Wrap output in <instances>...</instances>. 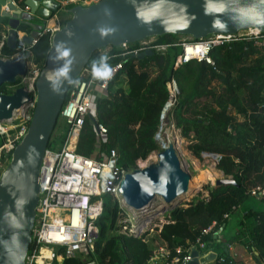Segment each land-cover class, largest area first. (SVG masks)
Returning a JSON list of instances; mask_svg holds the SVG:
<instances>
[{
	"label": "trees",
	"instance_id": "trees-1",
	"mask_svg": "<svg viewBox=\"0 0 264 264\" xmlns=\"http://www.w3.org/2000/svg\"><path fill=\"white\" fill-rule=\"evenodd\" d=\"M69 9L64 8L62 13H69ZM5 26L6 20L0 17V42L7 34ZM178 37L165 35L158 37L157 43L175 45L179 43ZM51 43L50 34L36 39L30 55L34 65L44 67ZM180 53L181 48L173 46L164 54L155 53L143 60L127 58L121 76L110 84L105 95L98 97L95 105L98 124L108 132L106 141L99 145L97 132L88 118L77 153L102 162L115 151L117 165L126 171L159 153L155 137L170 100L167 84L175 81L179 93L171 114L176 128L189 141L188 150L198 159L203 154L219 156L218 170L225 178H232L236 186L208 187L206 197L200 193L192 202L167 213L166 223L157 228L159 238L172 258L176 248L193 247L213 223L219 229L225 227V231L229 223L225 215L231 218L244 205L243 220L250 223L241 239L248 250L258 253L259 264H264V198L258 201L249 195L253 188H264V55L242 41L215 48L210 53L215 66L192 61L175 69ZM15 54L6 44L1 49L4 58ZM102 57L96 52L87 68L97 67ZM0 93L13 92L2 86ZM4 142L0 136V147ZM125 219L127 222L120 225ZM98 226L99 238L92 254L53 264H148L158 255L149 246V231L142 235L130 232L126 210L114 197L105 202ZM123 228L127 234L121 233ZM202 240L210 247L218 239L210 235ZM222 258L225 262L220 261ZM230 262L227 252L222 251L215 264Z\"/></svg>",
	"mask_w": 264,
	"mask_h": 264
},
{
	"label": "water",
	"instance_id": "water-1",
	"mask_svg": "<svg viewBox=\"0 0 264 264\" xmlns=\"http://www.w3.org/2000/svg\"><path fill=\"white\" fill-rule=\"evenodd\" d=\"M65 2L21 0L20 4H13L0 0V8L6 5L9 8V12L2 9L0 12L6 20L7 47L15 51L19 38L26 45H31L44 33L47 22L58 18ZM145 2L151 4L153 0H100L88 7L74 6L71 19L52 37L50 52L35 85L37 98L28 133L13 150L11 160L0 177V264L26 262L33 245L43 162L71 84L87 68L96 52L165 35L201 41L215 34L236 35L254 29L249 25L241 26L238 20L233 19V8L251 4L254 0H225L228 10L220 18L226 22V30L213 27L214 17L220 15L216 0H160L164 7L159 18L148 23L136 15V8ZM205 3L208 14H205ZM180 8H186V13H180ZM145 11L147 14L155 10L146 8ZM260 31H264V27ZM18 33L24 35L19 36ZM62 50H67L69 55L62 57ZM154 54L146 51L134 58L143 60ZM32 65L30 57L24 55L0 59V89L6 85H19ZM65 65L68 67L67 75L57 77L56 73ZM33 102L34 98L25 86L11 94L0 93V125L11 124L15 112ZM89 120L98 133L97 119L89 116ZM155 141L157 143V135ZM191 179L180 159L176 141L162 148L156 162L125 176L120 186L122 206L136 213L138 235L150 231L156 217L180 208L187 198L200 192V189L190 190ZM221 186H236V182L222 177L214 184V187ZM156 199L161 202L153 208L151 205ZM21 200L24 203L17 207ZM9 214L15 216L19 227L11 223ZM217 259L215 252L200 254L194 248L187 264H215Z\"/></svg>",
	"mask_w": 264,
	"mask_h": 264
},
{
	"label": "built area",
	"instance_id": "built-area-1",
	"mask_svg": "<svg viewBox=\"0 0 264 264\" xmlns=\"http://www.w3.org/2000/svg\"><path fill=\"white\" fill-rule=\"evenodd\" d=\"M7 1L18 4L15 0ZM88 1L66 0L63 6L64 8L78 5L88 7L85 6ZM99 1L91 0L89 6ZM2 9L9 12L7 5ZM52 22L54 23L52 24ZM61 29L62 26L58 18H55L51 22H47L43 34H50L52 40V37ZM18 34L19 36L24 35L22 33ZM6 40L7 34L3 36L0 42V59H7L1 56V49ZM242 41L250 43L254 49L264 55V31L256 33L255 29L242 31L236 35L215 34L201 41H195L191 38L190 40L179 41L175 45L159 44L157 38H152L136 44H123L116 48L108 47V51L101 54L106 59L97 67L101 66L102 63L107 64L112 73L110 78L95 76L93 68H86L81 73L71 84L66 103L60 114L63 127L67 130L65 143L61 148L49 149L43 162L40 176L39 203L36 208V220L33 229V249L29 251L25 264H40V258H43L41 264H53L55 261L61 262L64 259L77 256H89L93 253L94 246L99 238L98 223L104 213V197H114L123 205L120 186L130 171H126L117 165L116 152L111 151L107 159L100 162L79 155L77 144L89 116L97 118L95 105L98 97L105 95L110 84L121 76L125 60L129 57L134 58L146 51L164 54L171 47L176 46L181 48V53L176 58L175 69L192 61L205 62L208 65L215 66L210 57V53L215 48L230 46L233 43ZM35 44L36 39L33 40L31 45H26L22 38H19L15 50L16 54L9 59L25 54L31 55V49ZM42 69L33 64L27 76L21 80V83L27 87L34 98V102L28 107L16 111L11 124L0 125V136L6 139L0 147V158L3 152L5 155L12 154L15 147L22 142L28 133L37 98L35 85ZM167 88L170 94L168 103L171 105V112L179 91L175 81L169 82ZM2 126L8 128L7 132H2ZM107 133V129L98 124L97 137L99 145L106 141ZM2 160L0 159V169H3V165L9 164L11 159ZM249 195L264 198V188H253ZM225 219H230V216L225 215ZM224 228L219 229L217 223H213L202 232L196 244L190 249L176 248L175 255L172 258L170 251L167 249L168 255L162 257L156 255L149 262L158 263V259L165 258V264H187L191 260V252L194 248L200 254L209 252L208 244L202 240L204 237L213 235L215 239L221 240ZM134 229L130 232L138 234L137 228L134 227ZM43 250H47V258L43 256ZM230 259V263L234 264L235 261L232 258ZM220 261L225 262V259L222 258Z\"/></svg>",
	"mask_w": 264,
	"mask_h": 264
},
{
	"label": "rangeland",
	"instance_id": "rangeland-1",
	"mask_svg": "<svg viewBox=\"0 0 264 264\" xmlns=\"http://www.w3.org/2000/svg\"><path fill=\"white\" fill-rule=\"evenodd\" d=\"M91 2V0H89ZM73 7H70L69 9V13H62L59 14L58 16V20L60 25L62 26V28L65 26V24L71 19L72 14H71V9ZM191 38L186 37V36H179L178 37V41H184V40H190ZM109 48H105L103 50H100L99 53L100 54H105L108 51ZM24 56H30V54H25ZM33 64V63H32ZM24 86V84H22L20 82L19 85H6V91L9 92H14L17 88ZM123 87L127 88V85L125 83H123ZM171 107V106H170ZM168 107V109L170 108ZM170 110V109H169ZM168 110V111H169ZM173 110V109H172ZM170 112V111H169ZM172 111L170 112V122H168V124L164 125V126H160V129L157 133V136H159V141L162 142L160 143L159 141H157L158 144H160V150L162 151V148H164L165 146H168L169 143H173L174 141H176L177 139L180 141V145L178 147V153L180 156L181 161L183 162L186 170L188 171V173L191 176V182H194L196 179L200 178L201 176L204 175V173H213L215 174V180L217 179H221L222 177H224V175L222 174L221 171L218 170V164L220 161V157L217 155H212V154H203L202 157L200 159L194 157L191 152L188 150V146H189V141L186 140L185 138L182 137L181 135V131L179 129L176 128L175 126V122L173 120V116H172ZM1 129H5V126L1 127ZM162 130V131H161ZM66 131L63 127V123L61 122V120L58 122L53 135H52V144H50V150L53 149H58L61 147L62 145V141L64 139H66ZM177 138V139H176ZM5 139V138H4ZM6 141V139H5ZM164 145V146H163ZM157 154L158 153H154L152 154L147 160L145 161H139L136 168L135 169H142L146 166H148L151 163H154L157 161ZM12 154L9 155H5V153L3 152L1 155L0 159H3L4 161H7V159H11ZM2 160V161H3ZM8 164L3 165V169H0V177L2 175V173L4 172V170L6 169V166ZM134 169V170H135ZM133 171V170H132ZM130 171V172H132ZM212 181H206L205 183H203L200 187V192L198 194H195L193 197H189L187 198V201H185L183 203V205H186L190 202H192L197 196H199L200 193L204 194V197H206L208 195V191L207 188L211 187L214 188V183L215 182ZM190 182V183H191ZM213 183V184H212ZM108 196L104 197L105 202L108 200ZM251 203H256L258 204V201H254L255 199H250ZM160 200L156 199L151 207H157L160 204ZM120 205L122 206V204L120 203ZM260 205L262 206V203H260ZM126 213H127V220L128 223L131 224V232L134 231V227L136 224V215L133 211H130L128 209H126ZM167 214V213H166ZM161 215L158 216L154 219V221L152 222V229L149 231L150 234L147 238L148 242H149V246L151 248V250L158 254V257H162L163 255H168L167 252V248L164 247V244L161 243V240L159 238V231H157V228L159 226H162L163 224L166 223L165 220V216ZM239 215H237V217H235L234 215L231 218V221L228 223V227L226 229V232L223 236V238H225V236H228L226 233L228 231V233H233L232 239L237 245H240L242 247H244L243 249L241 248H237L238 252H233V256L234 258H236L237 260L241 259L243 260V262H247V264H259V260H258V253L254 250H248L246 248V246L244 245L245 240L241 239L243 233L247 230L246 228L248 227L250 221H246L243 220V216H241L240 218H238ZM238 218V219H237ZM230 220V219H229ZM126 221H123L122 223H120V225H123ZM243 224V225H241ZM127 229L123 228L121 233H126ZM240 261V260H239ZM158 262H160V260H158ZM91 264H99L97 262L95 263H91ZM148 264H160V263H151L149 262Z\"/></svg>",
	"mask_w": 264,
	"mask_h": 264
},
{
	"label": "clouds",
	"instance_id": "clouds-1",
	"mask_svg": "<svg viewBox=\"0 0 264 264\" xmlns=\"http://www.w3.org/2000/svg\"><path fill=\"white\" fill-rule=\"evenodd\" d=\"M219 14L218 16L214 17L213 19V27H218L221 29H227V24L224 22L220 17L223 16V14L226 13L228 10V4L225 2V0H216ZM164 7L163 4L160 3V0H153L151 4H148L145 2L144 4L139 5L136 8V15L139 19H141L143 22L148 23L151 22L160 16V10ZM146 8H152L155 11L147 13L145 9ZM186 8H180V13H186ZM233 12L235 13V16L233 19H236L239 21L241 26L249 25L251 28L255 29V32L258 33L262 27H264V0H254L253 3L244 5L241 7H235L233 8ZM205 14H208L207 4L205 3ZM168 30V29H166ZM60 55L62 57H67L69 55V52L67 50L60 51ZM106 59V57H102V60ZM68 72V67L65 65L64 68H62L60 71L56 73L57 77L66 76ZM93 74L98 77L102 78H110L112 73L110 72L107 64H101V66L93 68ZM163 179V177H162ZM24 203L23 200L17 202V207L22 205ZM10 215L11 223L17 227L19 225L16 223L15 216Z\"/></svg>",
	"mask_w": 264,
	"mask_h": 264
},
{
	"label": "crops",
	"instance_id": "crops-1",
	"mask_svg": "<svg viewBox=\"0 0 264 264\" xmlns=\"http://www.w3.org/2000/svg\"><path fill=\"white\" fill-rule=\"evenodd\" d=\"M1 9L2 8H0V12H1ZM3 10V9H2ZM0 17H1V15H0ZM2 18V17H1ZM54 22H52V24H53ZM5 28H6V30H7V26H5ZM257 200H260L259 198H256ZM257 206V205H256ZM260 209H262L261 207H259ZM244 210H245V206L243 205V206H241L239 209H238V211L236 212V214H234V216L235 217H237V215H239L238 216V218H240L241 216H243L244 215ZM232 218V217H231ZM231 218H230V220H229V222L231 221ZM237 218V219H238ZM228 227V226H227ZM227 227H226V229H227ZM226 229H225V231L223 232V234H222V238H221V240H217L216 241V243L215 244H212L210 247H209V252H215V253H217L218 255L222 252V251H225V252H227V254H228V256L230 257V258H232L236 263H238V264H247V262H243V260H241V259H239V260H237L236 258H234V256H233V252H238V249L237 248H241V249H243L244 247H242V246H240V245H237V244H235V243H230L229 242V240H231L232 239V236H233V233H228V231H227V235L228 236H225V238H223V236H224V234H225V232H226ZM161 243H163L164 244V247H166L167 248V245L163 242V241H161ZM155 260V259H154ZM159 260V259H158ZM155 261H157V260H155ZM158 262V261H157ZM158 263H160V264H165V258H160V262H158Z\"/></svg>",
	"mask_w": 264,
	"mask_h": 264
},
{
	"label": "bare ground",
	"instance_id": "bare-ground-1",
	"mask_svg": "<svg viewBox=\"0 0 264 264\" xmlns=\"http://www.w3.org/2000/svg\"><path fill=\"white\" fill-rule=\"evenodd\" d=\"M89 3H90V1H88L86 4H85V6H89ZM22 36V35H21ZM171 105L168 103L166 106H165V108H164V111H163V113H162V120H161V126H164V125H166V124H168V122H170V117H169V109H168V107H170ZM169 110V111H168ZM3 127V126H2ZM2 130V132L3 133H5V132H7V130H8V128L7 127H5V129H1ZM162 131V130H161ZM159 136L160 135H158L157 136V141H159ZM177 139V138H176ZM160 142V141H159ZM176 142L178 143V147H179V145H180V141L177 139L176 140ZM160 143H162V142H160ZM160 145V144H159ZM169 145V144H168ZM164 146V145H163ZM166 147H168V146H165L164 148H166ZM215 174H213V173H204V175L203 176H201L200 178H198V179H196L194 182H191L190 183V190H198V189H200V187H201V185L203 184V183H205L206 181H214L215 180ZM215 182V181H214ZM213 184V183H212ZM215 184V183H214ZM213 184V185H214ZM42 254H43V256H45L46 258L48 257V252H47V250H43L42 251ZM42 259L43 258H40L39 259V262H40V264H41V261H42Z\"/></svg>",
	"mask_w": 264,
	"mask_h": 264
}]
</instances>
